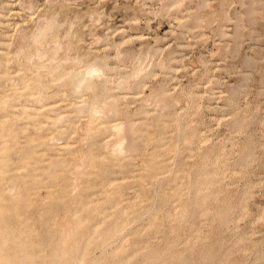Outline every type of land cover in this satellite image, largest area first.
Returning <instances> with one entry per match:
<instances>
[{
    "label": "rangeland",
    "instance_id": "obj_1",
    "mask_svg": "<svg viewBox=\"0 0 264 264\" xmlns=\"http://www.w3.org/2000/svg\"><path fill=\"white\" fill-rule=\"evenodd\" d=\"M178 1L180 4L173 6V0H0V15L3 17H0V53H3L0 55V71L4 76L0 79V90L3 96L12 91L9 81L16 85L32 73L30 64L28 66L11 58L21 53L23 30L29 33L36 29L42 19L57 16L59 23L65 26L61 28L65 33L62 34L61 29L56 33L61 45L59 58L70 59L67 61L69 64L65 62L57 70L61 68L66 72L73 65L76 70H81L82 63L98 59L105 66L104 75L110 79L108 84L101 83L104 80L98 83L97 100L104 104L112 96L118 105L114 110L116 112H110L105 119L110 124L118 121L123 122L124 126L127 122L133 124L132 131H127V125L121 134L114 133L116 136L106 128L93 146L92 140L84 141V134H80L88 117H82L85 114H75L74 117L72 110L62 112L66 108L59 109L63 103L55 105L57 113L64 114L58 126L70 124L65 133L56 135V146L77 143L73 145L78 155L75 154L79 156L77 159L80 160L82 155L87 156L86 151L91 150L105 161L101 164L96 160L92 172L76 181L66 173H58L49 181L42 176L41 184L35 190L24 189L27 194H34L25 207L15 212L14 217L17 216L15 219L20 223L16 226L18 231L15 229L14 232L30 231L35 243L28 253L32 254L33 260L37 258L38 264H51L48 261L52 245L60 235H57L58 231L63 235L62 232H69L70 227L74 230L67 233L69 237L75 232L73 238L81 240L83 234L85 240V243L82 242L83 238L77 242L78 247L84 243L85 251L78 264H264V0ZM171 3L173 5L169 8ZM95 18L100 19L99 23L93 24ZM68 25H73L70 31L72 37L70 33L64 37L69 30ZM62 35L64 38H61ZM27 51L33 53L35 49L31 47L26 50L29 54ZM81 55L84 58L82 65L73 64L72 59ZM61 71L57 73L62 75ZM55 73L51 75L45 68L41 71L48 96H43L39 105L61 100L63 91L71 95L70 84L64 85V77L53 82L52 76L57 75ZM121 78L127 81L124 90L115 88L123 80ZM137 79L141 81L138 87L135 85ZM75 95L67 103L70 100L75 103L80 101L77 103L79 105L85 99L92 103L90 92H84L83 97ZM24 98L18 96L16 100L8 102L6 108L0 109V119L16 110L14 104L17 101L26 102ZM152 121L158 124L151 125ZM6 123L18 132L24 124L22 120L13 122V119ZM74 129L78 134L72 133ZM52 130L54 132L55 128ZM190 132H193V136ZM110 137L113 139L105 150L103 141ZM19 142L20 147L25 146L22 135ZM120 143L122 151L118 148ZM81 144L84 145L82 148ZM191 144L194 146L191 147ZM60 152L62 154L59 156L65 162L62 164L67 163V167H72L74 158L67 152ZM79 152H82L81 156ZM59 156H52V162H59ZM7 157L15 161H18V157L25 160L27 154L25 149L24 153L17 154L9 151ZM90 162H87V166L91 165ZM147 164L155 166L152 169ZM47 165L43 161L37 163L39 167ZM60 168V165L54 166V169ZM87 169H82V172ZM214 171L217 172L216 178ZM20 173V177L9 184L12 187L11 183L15 181L16 186L12 187L14 193L23 191L25 182H31V178H23L26 175L23 171ZM45 180L49 186L45 185ZM109 180H115L116 191L110 189L103 194L102 188ZM73 181L76 185L77 181L78 185H82L78 186L77 194H74L77 186ZM48 187L54 191L49 199ZM70 188L74 190L75 200L71 198ZM38 193L42 194L40 200ZM16 198L12 201L15 202ZM42 199L44 203L46 201L45 204L41 202ZM71 200L72 205H69ZM12 201L5 203L11 205L14 203ZM74 202L78 203L76 209L72 207ZM91 202H94L93 207ZM99 203L98 211L94 209L96 216L92 219L87 213L86 217L87 209L95 208ZM66 208L64 215L68 212L70 220L69 215H63ZM68 208H73L70 210L72 214ZM91 212L90 215L95 214L93 210ZM181 212L187 216H181ZM25 216L31 217L30 221L23 219ZM39 216H43L40 217L43 220ZM72 217L75 223L71 221ZM63 218L71 224L65 225L67 223ZM78 218L82 220L81 223H77ZM58 219L65 223L63 227L69 226L66 228L68 231H64ZM117 219L124 221L126 227L119 231L121 233L112 234L111 238L106 236L109 242L101 246V235L112 232ZM103 221L106 223L103 224ZM109 222H113V226ZM57 225L62 229L59 226L56 228Z\"/></svg>",
    "mask_w": 264,
    "mask_h": 264
},
{
    "label": "bare ground",
    "instance_id": "obj_2",
    "mask_svg": "<svg viewBox=\"0 0 264 264\" xmlns=\"http://www.w3.org/2000/svg\"><path fill=\"white\" fill-rule=\"evenodd\" d=\"M23 3V2H22ZM175 3V5H173ZM3 4V3H2ZM173 4L171 3V5L169 6V8L170 7H172V5L173 6H176L177 4H180L179 3V1L178 0H173ZM25 5V4H24ZM144 5V4H143ZM29 7V6H28ZM27 7V8H28ZM31 7V6H30ZM165 7V6H164ZM21 8H23V5L21 6ZM32 10V9H31ZM9 12V11H8ZM31 14V13H30ZM98 15H100V14H98ZM54 16V15H53ZM101 16V15H100ZM0 17L3 19V17H2V15H0ZM55 17V16H54ZM54 17H52V18H44V19H42L41 20V23H40V20H39V25H37V27H36V29H33V30H35L34 32H30L29 30V33H27V31L25 30H23V32L21 33L22 35H21V37H20V39H21V42L20 43H22V45H23V47L20 49V52L21 53H19V55H15V57H12L11 56V58H14V61H16V62H23V63H26V64H28V66H29V64L31 65L30 66V70L32 71V73H30V74H28V76H26V80H23V81H19L20 83H17V81H16V85L14 84V85H12L14 82L11 80V81H9V84L12 86V88H11V92H10V94L9 95H5V96H3V91L2 90H0V109L2 110V109H4V108H6V106H8V102H10V101H12V100H16V98L18 97V96H21V97H23V96H25V100H26V102H20V101H17L16 102V104H14V108L16 109H14L15 111H11V112H9V113H7L6 115H4L3 116V118H1L0 119V264H38L37 263V258L36 259H34L33 260V256H32V254L31 255H29V248L31 247V246H33V244L35 243V241H34V239H32L31 238V236H30V231H28V232H24V233H21V232H18V233H16L18 230L16 229V226L18 225V223H20L18 220H16L15 218H17V216H15L14 217V214H15V212L18 210V209H20V208H22V207H25L26 206V204H27V202H28V200H29V198H30V196L32 195V194H34V193H30V194H27V192L26 191H24V189L25 190H31V189H33V190H35L36 188H37V185L38 184H41V177L42 176H45L46 178H47V181H49V180H51V179H53L54 177H56L57 176V174L58 173H66V174H68L69 176H71V178H73V180L74 181H76V179L78 180V179H80V177L81 176H83V175H89L91 172H92V168H94V166H96V165H93V164H96V163H94V162H96V160H99L100 162H98V163H101L102 164V162H103V160L105 161V159H103V158H101L100 159V156L98 157V156H95L94 155V153L90 150L89 152L88 151H86V155L87 156H83L82 155V157L80 158V160L79 159H77L79 156H77L78 155V153L76 152V149H73L74 147H73V145H76V144H64V145H61V146H56V144L54 143V141H55V139L57 138L56 137V135L57 134H61V133H65L67 130H66V128H68V126L70 125V124H64V125H62V124H60L61 126L59 127L58 126V124L59 123H61L62 121H63V119H64V117L62 116V115H64V114H62V112H67V111H69V110H72L73 112H75L74 113V117H75V114H76V116H79V114H85V116L83 115L82 117H88L86 120L87 121H85L84 123H85V125L83 126V128H82V131H81V133L80 134H84V141H86V139H90V140H92V144L91 145H93L94 146V142L97 140V138H99V136H101L102 134V132H104V130L107 128L108 129V131H109V129H111L112 131H113V134L115 133V134H121L122 133V131L124 130V128H127V125H128V127H129V129H127V131L129 130V131H132V127H133V124H131L130 122H129V124H128V122L127 121H129V120H127L126 122H127V125H125L124 126V124H123V122L121 123V122H117L116 124H114V123H112V124H110L106 119L108 118V116H107V114H109L110 115V112H113V113H115L114 112V110L116 109V107L118 106L117 105V103H116V99H114V97H112V96H110V98H109V100L108 99H106L105 101H104V104H102V103H99L98 102V100H97V98H98V95L96 94V91H97V88H99V86H98V83L99 82H101L102 80H104V81H102L101 83H103V84H108V80L110 79L109 77V79H107L106 78V76L104 75L105 73H104V71H105V66H103V65H101L100 63H99V61H98V59H95V60H92V62H87L86 64L85 63H82V64H84V65H82L81 64V61H82V59H84L83 57H82V55L79 57H75V58H73L72 59V62H73V64H77V65H79V64H81L82 66L80 67V69L81 70H76L75 68H73L75 65H73V67H72V69H70L69 71H61L62 69L60 68L59 70H57V68H59L60 66L62 67V64H64L65 62H67V61H70V59H68V58H59L60 57V55H59V52H60V50H61V45H60V41L58 42V40H60V38L58 39V36L56 35V33L57 32H60L59 30L63 27V24H61V22L59 23V20L57 19V16H56V18H54ZM93 17H94V15H93ZM92 16H91V18H93ZM97 18H98V16H97ZM99 18H101V17H99ZM96 19V18H95ZM99 21H100V19H96V20H94V22H93V24H95V22H97V23H99ZM68 22V21H67ZM0 23H2L1 21H0ZM65 23V22H64ZM96 23V24H97ZM37 24V23H36ZM66 24V23H65ZM16 25H18V24H16ZM15 25V26H16ZM73 26V25H72ZM70 27V25H68V31L66 32V34H64V37H65V35L67 36L69 33H70V31H71V28H73V27ZM65 27V26H64ZM63 27V28H64ZM62 30V29H61ZM20 31H21V29H20ZM66 31V30H65ZM74 31V30H73ZM63 30H62V34H63ZM65 33V32H64ZM76 33V32H75ZM74 33V35H76ZM105 33H108V32H105ZM60 34V33H59ZM71 34V33H70ZM71 37H72V34L70 35ZM63 37V35H62V37L61 38H64ZM70 37V38H71ZM105 37V36H104ZM141 37V36H140ZM74 38V37H73ZM73 38H71V39H73ZM145 38V37H144ZM2 39H6V38H2ZM75 39V38H74ZM73 39V40H74ZM159 39V38H158ZM104 40V39H103ZM70 41V40H69ZM105 41V40H104ZM159 40H157V42H158ZM62 42V41H61ZM71 42V41H70ZM70 42H69V44H70ZM99 43H100V39H99ZM101 44V43H100ZM71 45V44H70ZM31 47H34V49H35V51H33V53H30V51H27L29 54H27L26 53V50H29ZM70 48H71V46H70ZM116 49V48H115ZM68 50H70V49H68ZM155 51V50H154ZM153 51V52H154ZM18 52V51H17ZM87 52V51H86ZM3 53H0V55H2ZM20 54H21V56H20ZM154 55V54H153ZM152 55V56H153ZM150 56V55H149ZM2 57V56H1ZM0 57V58H1ZM111 57V56H110ZM117 58V57H116ZM119 58V57H118ZM147 58V57H146ZM2 59V58H1ZM89 59V58H88ZM141 59V58H140ZM158 59V58H157ZM10 60V59H9ZM11 60H13V59H11ZM144 60V59H143ZM149 60H153V59H149ZM7 61H8V59H7ZM13 61V62H14ZM142 61V60H141ZM140 61V62H141ZM150 62V61H149ZM68 63V62H67ZM143 63V62H142ZM154 63V62H153ZM44 64H46V66L44 65ZM69 64V63H68ZM70 64H72V63H70ZM161 64V63H160ZM2 65V61H0V66ZM54 65V66H53ZM141 65V64H140ZM64 66V65H63ZM161 66V65H160ZM164 66V65H163ZM162 66V68H164ZM137 67H139V66H137ZM44 68H45V71H47L49 74H51L52 75V73L54 74V72H58V71H61V74L62 75H59L58 73H60V72H58L57 73V75L56 76H52L53 78H52V80H53V82H54V80H62L63 79V77H64V85L66 84V83H69L70 84V90H69V92L71 93V95H66V93L63 91L62 92V99L61 100H59V101H56L54 104L53 103H51V102H49L48 104H42V105H39L38 104V102H40V100L41 99H44V97L45 96H48V94H47V92L44 90V88H45V84L44 83H42V76H41V71H43L44 70ZM142 68V67H141ZM43 69V70H42ZM138 69V68H137ZM28 70H29V68H28ZM67 70V69H66ZM138 70H140V69H138ZM144 70V69H143ZM175 71V70H174ZM136 72H138V71H136ZM136 72H133V73H136ZM148 72V71H147ZM55 73V74H56ZM107 73V72H106ZM3 74V71H0V79L1 78H4V76L2 75ZM144 74H145V72H144ZM144 74H143V76H144ZM147 74V73H146ZM133 75V74H132ZM137 75V74H136ZM58 76V77H57ZM131 76V75H130ZM140 76V75H139ZM145 76H147V75H145ZM125 77V76H124ZM128 77V76H127ZM127 77H126V79H127ZM130 78H132V76L130 77ZM141 78V77H140ZM121 79H123V78H121ZM129 79V78H128ZM136 79V78H135ZM142 79H144V78H142ZM146 79V78H145ZM138 80V79H137ZM137 80H135L136 82H135V85H136V87H138L137 85L138 84H140V82L141 81H139L138 83H137ZM112 81V80H111ZM129 81V80H128ZM62 82V83H63ZM12 83V84H11ZM100 83V84H101ZM127 83V81L125 80V79H123V80H120V83H117V87H115V88H120V90L121 89H125V85H127L126 84ZM137 83V84H136ZM18 84H20V85H18ZM57 85V84H56ZM62 85V84H61ZM63 85V86H64ZM67 86V85H66ZM65 86V87H66ZM106 86V85H105ZM114 86V85H113ZM135 87V88H136ZM140 87V86H139ZM142 87V86H141ZM145 87V86H144ZM162 87V86H161ZM105 89L109 92H112L111 91V89H109V88H107V87H105ZM128 89V88H127ZM161 89V88H160ZM116 90H118V89H116ZM129 90V89H128ZM134 90V89H133ZM127 91V90H126ZM130 91V90H129ZM135 91V90H134ZM67 92V91H66ZM84 92H90L91 93V95L93 96L91 99H92V103H88L87 101H85V100H83V104H79V105H77V103H79V102H77V103H75L73 100H70V102H68L67 103V101L69 100V99H71V98H73V95L74 96H76L75 94H79L80 96L79 97H83V94H84ZM98 92V91H97ZM18 93L20 94V95H18ZM126 93V92H125ZM129 93H131V92H129ZM134 93V92H133ZM166 93V92H165ZM45 94V95H44ZM136 94V93H135ZM141 94V93H140ZM10 95H13V97H12V99L11 98H9V96ZM90 95V94H89ZM131 95V94H130ZM44 96V97H43ZM102 96V95H101ZM133 96V95H132ZM141 96V95H140ZM156 96V95H155ZM103 97V96H102ZM131 97V96H130ZM138 97H139V95H138ZM148 97V96H147ZM188 97H191V96H188ZM134 98V97H133ZM153 98V97H152ZM75 99V98H74ZM124 99H125V97H124ZM145 99V98H144ZM144 99H142L143 101H145ZM77 100H79V99H77ZM147 100H149V99H147ZM151 100V99H150ZM153 100V99H152ZM151 100V101H152ZM101 101H103L102 99H101ZM31 102V103H30ZM125 102V101H124ZM147 102V101H146ZM160 102V101H159ZM61 103H63L62 104V106H60V108L59 109H65L66 108V110H63L61 113H57V110L56 109H54V107H55V105L56 106H58V105H60ZM99 103V104H98ZM144 103V102H143ZM174 103V102H173ZM102 105V106H98V105ZM160 106V105H159ZM127 107V106H126ZM165 107V106H164ZM158 108V107H157ZM130 109V108H129ZM138 109V108H137ZM168 110V109H167ZM72 112V113H73ZM122 112V111H121ZM102 113H104L103 114V116H102ZM123 113H125V112H123ZM112 114V113H111ZM127 114V113H126ZM114 115H116V114H114ZM114 115H113V117H114ZM142 115H144V114H142ZM160 116V115H159ZM158 116V117H159ZM112 117V116H111ZM163 117V116H162ZM106 118V119H105ZM160 118V117H159ZM165 118V117H164ZM13 119V122H15L16 120L18 121V120H22L23 122H24V124H23V127H22V129H21V131L20 132H18V130L17 129H15V128H13V126L12 125H9V124H7L6 122L8 121H10L11 122V120ZM85 119V118H84ZM102 119V121L100 122V121H98L97 122V120H101ZM161 119V118H160ZM163 119V118H162ZM155 120V119H154ZM153 120V121H154ZM157 120V119H156ZM153 121L152 122H150L151 123V125L152 124H154L153 123ZM158 121V120H157ZM157 121H156V123L154 124L155 126L158 124L157 123ZM160 121V120H159ZM131 122H132V120H131ZM136 122V121H135ZM96 123H98V124H96ZM110 124V125H109ZM160 124V123H159ZM53 128H55V131L54 132H51V130L53 129ZM79 130V129H78ZM111 130L109 131V133L111 132ZM153 130V129H152ZM53 131V130H52ZM128 131V132H129ZM28 132H30V133H28ZM72 133H77L78 134V131H77V129H74L73 131H72ZM134 133V132H133ZM132 133V135H135V134H133ZM191 134L193 133V132H190ZM101 134V135H100ZM104 134V133H103ZM107 134V133H106ZM113 134H111V136L113 135ZM114 134V135H115ZM131 134V133H130ZM189 134V133H188ZM196 133H194V135H195ZM22 135V137H24L25 138V146H23L22 145V147H20V145H19V137ZM105 135V134H104ZM31 136H34V137H31ZM83 136V135H82ZM103 136V135H102ZM116 136V135H115ZM130 136V135H129ZM186 135H184V137H185ZM191 136H193V134L191 135ZM196 136V135H195ZM195 136L193 137V139H195ZM60 137V136H59ZM121 137H125V136H121ZM189 137H190V134H189ZM127 138H128V136H127ZM187 138V137H186ZM109 139V140H108ZM107 139V141H103L104 142V144H102V147H103V149H104V147H105V150H106V148L108 147V144L109 143H111V139H113V137H110V138H108ZM125 139H126V137H125ZM133 139V138H132ZM131 139V140H132ZM188 139V138H187ZM186 139V140H187ZM82 140V143L84 142ZM111 140V141H110ZM124 140V139H123ZM190 140V139H189ZM102 141V140H101ZM110 141V142H109ZM126 141V140H125ZM154 141V140H153ZM204 141V140H203ZM190 142H191V140H190ZM190 142H189V144H190ZM193 142H195L194 140H193ZM85 143V142H84ZM83 143V144H84ZM158 143V142H157ZM187 143V142H186ZM185 143V144H186ZM192 143V142H191ZM98 144H100V142L98 143ZM82 145V144H81ZM85 145V144H84ZM84 145H82L81 146V148L84 146ZM130 145V144H129ZM157 145V144H156ZM187 145V144H186ZM80 146V145H79ZM87 146V145H86ZM113 146H115V145H113ZM119 146V147H118ZM117 147L119 148V150L120 151H122L123 150V148L121 147L122 146V144L120 143L119 145H118ZM124 146V145H123ZM188 146V145H187ZM192 146H194L193 144H191V147ZM88 147H90V146H88ZM100 147V146H99ZM125 147V146H124ZM127 147V146H126ZM125 147V148H126ZM129 148H130V146H128ZM161 147V146H160ZM190 147V146H189ZM199 147V146H198ZM25 149V151H26V154H27V157H25L24 159L25 160H20V157H18V158H16V159H18V161H15V159L14 158H9V157H7V153L9 152V151H12V152H15L16 154H17V152H20V153H24V149ZM78 148V147H77ZM81 148H79V151H81ZM86 148V147H85ZM93 148H95V147H93ZM156 148V147H155ZM174 149V148H173ZM83 150V149H82ZM86 150V149H85ZM129 151H130V149H128ZM163 150V149H162ZM170 150V149H169ZM175 150V149H174ZM60 151H63V152H67L68 154H70L71 155V158H74L72 161H74L73 163H75L72 167H71V165H70V167H67V163L66 164H62V163H65L64 162V160L62 159V157H60L59 155H61L62 153L60 152ZM104 151V150H103ZM127 151V150H126ZM128 151V152H129ZM90 152H92V153H90ZM165 152H166V150H165ZM75 153H77V155L75 154ZM81 153L82 152H79V155L81 156ZM88 153V154H87ZM121 153V152H120ZM125 153V152H124ZM168 153V152H167ZM84 154V153H83ZM84 154V155H85ZM130 154V153H129ZM128 154V155H129ZM59 156V158H58V161L59 162H52V156ZM124 155V154H123ZM77 156V157H76ZM102 156V155H101ZM52 157V158H51ZM76 158V159H75ZM88 158H90V161H91V158H95V160L93 161V159H92V161L90 162V161H88ZM114 158H115V156H114ZM210 158V157H209ZM216 158H218V157H216ZM110 159V158H109ZM151 159V158H150ZM78 160H79V162H78ZM87 160V161H86ZM119 160V159H118ZM121 160V159H120ZM119 160V161H120ZM40 161H43V162H45V163H48V165L47 166H41V167H39V166H37V163L38 162H40ZM76 161L78 162V163H76ZM87 162H90L91 163V165L90 166H87L89 163H87ZM93 162V163H92ZM162 162V161H161ZM87 163V164H86ZM106 163V162H105ZM108 163H111V162H108ZM124 163H126V162H124ZM163 163V162H162ZM215 163H216V161H215ZM100 164V165H101ZM113 164H115V163H113ZM118 164V163H117ZM142 164V163H141ZM155 164V163H154ZM16 165V166H15ZM56 165H60L61 166V168L59 169V170H57V169H54V166H56ZM122 165V164H121ZM153 165V164H152ZM163 165V164H162ZM220 165V164H219ZM218 165V166H219ZM123 166H125V165H123ZM146 166V165H145ZM147 166H150V167H152V169H153V166H155V165H153V166H151V164H147ZM217 166V167H218ZM163 167V166H162ZM86 168H88L87 169V171H84V172H82V169H86ZM149 168V167H148ZM154 168H156V167H154ZM163 169V168H162ZM213 169H215V168H213ZM212 169V170H213ZM148 170V169H147ZM21 171H23L26 175L25 176H23V178H25V177H29V178H31V182L28 184V183H26L25 182V184H23V191H20V192H15L14 193V189H12V187L13 186H16V185H14L15 184V181L17 180V178L18 177H20V175H21ZM94 171V170H93ZM149 171L150 172H152L151 171V169H149ZM208 171V170H207ZM217 171V170H216ZM218 171H219V169H218ZM221 171H223V170H221ZM213 172V171H212ZM215 172V171H214ZM224 172V171H223ZM216 173L217 172H215V178H216ZM149 174V173H148ZM155 176H157V175H155ZM154 176V177H155ZM219 176H221L220 175V173H219ZM202 177V176H201ZM212 177V176H211ZM16 179V180H15ZM49 179V180H48ZM12 180H15V181H13L14 183H11V184H13V186L11 187V185H9L10 184V182L12 181ZM124 180H126V179H124ZM219 180V179H218ZM221 180V179H220ZM46 181V180H45ZM44 181V182H45ZM45 182L46 184V186H47V184H48V182ZM72 181V180H71ZM73 181V182H74ZM115 180H109L107 183H105V185H104V187L102 188L103 190H102V193L103 194H107L109 191H111L110 189H113V191H116V190H114V188H115V186H117V184H115V182H114ZM203 181H204V178H203ZM205 182H206V180H205ZM208 182V181H207ZM206 182V185L208 184ZM211 182V181H210ZM209 182V183H210ZM214 182H215V180H214ZM217 182V181H216ZM76 182H74V184H75ZM78 183H79V181H77V187L76 188H78V186H82V185H78ZM18 184V183H17ZM71 184H72V182H71ZM104 184V183H103ZM212 184H215V183H212ZM211 184V185H212ZM217 184H220V183H218L217 182ZM44 185V186H45ZM52 185V184H51ZM50 185V186H51ZM73 185V184H72ZM209 185V184H208ZM216 185V184H215ZM43 186V185H42ZM48 186H49V184H48ZM204 186V185H203ZM69 187H71V186H69ZM73 188H74V185L72 186ZM85 187V186H84ZM49 188V187H48ZM73 188L71 189V190H73ZM74 189V190H76L77 192H75L74 194H77L78 193V190H79V188L78 189ZM43 189V188H42ZM45 189V188H44ZM51 188H49V189H47V190H50ZM53 189V188H52ZM14 190V191H13ZM38 190V189H37ZM66 190H67V188H66ZM69 191V192H74V190L73 191ZM83 190V189H82ZM85 190V189H84ZM142 190V189H141ZM81 191V190H80ZM39 192V191H38ZM41 193V192H40ZM45 193H47V191L45 192ZM68 193V192H67ZM117 193V192H116ZM199 193H201V192H199ZM15 194H17V195H15ZM52 194H54V191L53 190H50V191H48V199H49V195H52ZM113 194H115V193H113ZM15 196H17V198H16V203L14 202V201H12L13 199H14V197ZM42 195V194H41ZM41 195H39V193H38V197L40 196L41 197ZM44 195V194H43ZM204 195V194H203ZM206 195V194H205ZM210 195V194H209ZM47 196H46V198H45V200H47ZM67 196H68V194H67ZM69 196H71V194H69ZM76 196V195H75ZM74 196V197H75ZM78 196V195H77ZM113 196V195H112ZM38 197H36V199L35 200H37L38 199ZM40 197H39V199L38 200H40ZM45 197V196H44ZM44 197H43V199H44ZM73 197V193H72V196H71V198ZM73 197V199L75 200V198ZM190 197V196H189ZM207 196H205V198H206ZM209 197V196H208ZM207 197V198H208ZM70 197H69V200L71 199ZM79 198H80V196H79ZM43 199L41 200V202L42 203H44V201H43ZM72 199V200H73ZM76 199H78V197L76 198ZM12 201V202H14L13 204H11V205H9V203H5L6 201ZM72 200L71 201H69V203L70 202H72ZM73 200V201H74ZM190 200V198L188 199V201ZM192 200V199H191ZM207 200V199H206ZM78 201V200H77ZM76 201V202H77ZM96 201V200H95ZM98 201V200H97ZM100 201V200H99ZM108 201H109V199H108ZM11 202V203H12ZM191 202V201H190ZM189 202V203H190ZM41 203V204H42ZM45 203H46V201H45ZM44 203V204H45ZM86 203V202H85ZM90 203V202H89ZM92 203V202H91ZM94 203V202H93ZM93 203H92V207H93ZM108 203V202H107ZM191 203H193V202H191ZM78 204V203H77ZM75 202L73 203V206L72 207H75V205H77ZM87 204V203H86ZM187 204V203H186ZM186 204H185V206H186ZM69 205H72L71 203L69 204ZM85 205V204H84ZM98 205V208H96V206ZM96 206H95V208H91V207H89V209H87V210H89L88 212L86 211V214L88 213L89 214V216H92V219H93V217H94V215L96 216V213L94 212V209H96V211H98V209H99V205H100V203L99 204H97ZM102 205V204H101ZM106 205V204H105ZM190 205V204H189ZM67 207H68V205H67ZM103 207H104V205H103ZM114 207V206H113ZM113 207L111 208V209H113ZM187 207H188V205H187ZM190 207V206H189ZM191 207H193V206H191ZM70 208H71V206H70ZM70 208H68L69 210V213H70V210H72V209H70ZM77 207H75V209H76ZM78 208H79V205H78ZM101 208V207H100ZM118 208V207H117ZM80 209V208H79ZM187 208H185V210H186ZM90 210L92 211L93 210V212L95 213V214H93V215H90V214H92V212L91 213H89L90 212ZM115 210V209H114ZM191 210V209H190ZM65 211H67V208L64 210V213H63V215L65 214ZM83 211V210H82ZM119 211V210H118ZM186 211H189L188 209L186 210ZM184 212V213H187V212ZM227 211V210H226ZM76 212H78L77 210H76ZM111 212H113V211H111ZM115 212H117V211H115ZM123 212V211H122ZM183 212V211H182ZM181 212V216L184 214V213H182ZM230 212V211H229ZM84 213V212H83ZM98 213V212H97ZM125 212H123V214H124ZM226 213V212H225ZM43 214V213H42ZM41 213H40V215H42ZM70 214H72V213H70ZM88 214L86 215V217H88ZM114 214V213H113ZM224 214V213H223ZM66 215H69L68 214V212L66 213ZM66 215H64V216H66ZM84 215V214H83ZM83 215H81V217L83 216ZM98 215V214H97ZM110 215V214H109ZM184 215H186V214H184ZM183 215V216H184ZM227 215V214H226ZM85 216V215H84ZM187 216V215H186ZM12 217H14V221H13V223H12V226L10 225V222H11V219H12ZM40 217H43V216H39V218ZM63 217V216H62ZM109 217V216H108ZM21 218V217H20ZM29 218H31V217H29ZM29 218H26V216L23 218V219H29ZM67 218V219H66ZM66 218H63L64 220L66 219V220H68V216L66 217ZM116 217L114 216V219H115ZM117 218H118V216H117ZM121 218V217H120ZM120 218H118V219H120ZM183 218V217H182ZM41 220H43L42 218H40ZM83 219V218H82ZM86 219V218H85ZM118 219H117V221H115V225L116 226H114V229L112 230V232H110V233H105L106 231L104 230V233L105 234H103V235H101V238H102V240H101V244H99V247L101 248V246H103V244L104 245H106V243H108L109 242V238L108 239H105V237L107 236V237H110L112 234H115V233H118L120 230H122L123 228H125L126 227V225H125V222L124 221H122V222H120V220L118 221ZM54 220V219H53ZM59 221H61V223H62V220L61 219H58ZM65 220V222L67 223L68 221H66ZM69 220H70V215H69ZM72 220H74V218L72 217V219H71V221ZM78 220V222L77 223H81V221L82 220H80V218H78L77 219ZM104 220V219H103ZM29 221H30V219H29ZM58 221V222H59ZM26 222L27 223H29L27 220H26ZM58 222H57V224H58ZM74 223H75V220L73 221ZM104 222V221H103ZM102 222V223H103ZM111 222V221H110ZM109 222V223H110ZM33 223V222H32ZM106 222H104L103 224H105ZM25 224V223H24ZM55 224V223H54ZM65 223L63 222L61 225H62V227L63 226H65V225H68V224H71V222L70 223H67V224H65ZM111 224H113V222L112 223H110V225ZM76 225V224H75ZM110 225H109V227H110ZM58 226L59 225H57V226H55L56 228H58ZM71 226H73V225H71ZM89 226V225H88ZM111 226H113V225H111ZM125 226V227H124ZM18 227H20V225L18 226ZM36 227V226H35ZM55 227L53 226V228L55 229ZM62 227H60L59 226V228H61L62 229ZM69 228V226H66V227H63L64 228V231H65V229L66 228ZM75 227V226H74ZM108 227V226H107ZM107 227H105V228H107ZM108 227V228H109ZM22 228H23V226H22ZM45 228V227H44ZM52 228V229H53ZM112 228V227H111ZM15 229L17 230L16 232H14L15 231ZM60 229V232H62V230ZM104 229V228H103ZM103 229H101L102 231H103ZM129 229V228H128ZM29 230V229H28ZM36 230V229H35ZM67 230V229H66ZM72 230H74V229H72V227H70V231L69 232H67L68 234L72 231ZM76 230H77V228H76ZM75 230V231H76ZM91 230V229H90ZM90 230H88L89 232H90ZM19 231H20V229H19ZM37 231V230H36ZM36 231H35V234H37L36 233ZM68 231V230H67ZM92 231V230H91ZM98 231H99V229H98ZM33 232V231H32ZM66 232V231H65ZM64 232V233H65ZM63 232H62V234L63 235H61V233H59V231H58V234L57 235H59V237H58V240L56 239V242L52 245V254H51V257H50V259L48 258V256L46 257V258H48L49 259V261L48 262H50L51 264H78V263H80V261L82 260V257H83V255H84V253H85V251H84V248H83V246L82 245H84V238H83V234H82V238H83V240H82V238H81V240H82V242H84L82 245H81V247H78L77 246V242L80 240V239H78V241L75 239V238H73L72 237V235L73 234H75V232L74 233H72V235H71V237H69L70 235H68L67 233H65L66 234V236H65V234H64ZM93 233V232H92ZM92 233H90V234H92ZM119 233H121V232H119ZM99 234V233H98ZM122 234H124V233H122ZM33 235H34V233H33ZM68 235V236H67ZM85 235V234H84ZM36 236V235H35ZM117 236V235H116ZM115 236V237H116ZM122 236V235H121ZM84 237H86V236H84ZM95 238V237H94ZM111 238V237H110ZM120 238V237H119ZM118 239V238H117ZM81 240H80V242H81ZM113 241V240H112ZM117 241V240H116ZM92 242V241H91ZM94 242V241H93ZM110 242H111V240H110ZM118 242V241H117ZM95 243V242H94ZM112 243V242H111ZM96 245H97V243H95ZM113 244H114V242H113ZM112 244V245H113ZM101 245V246H100ZM109 245V244H108ZM39 246V245H38ZM38 246H37V248H38ZM46 246H47V244H46ZM109 246H111V244L109 245ZM35 247H36V244H35ZM104 247V246H103ZM102 247V248H103ZM34 248V247H33ZM51 248V247H50ZM101 248V249H102ZM41 248H39V250H40ZM90 250H91V248H90ZM101 253H103L102 251H101ZM109 253V252H108ZM37 255L39 256V253L38 254H36V257H37ZM99 256V255H98ZM91 258V257H90ZM90 258H88V259H90ZM91 259H93V258H91ZM90 259V260H91ZM44 260V259H43ZM93 261V260H92ZM164 261H166V260H164ZM48 262H46V263H48ZM117 262V261H116ZM39 263H41V260H40V262ZM86 263V262H85ZM96 263V262H95ZM124 263V262H123ZM41 264H43V263H41ZM86 264H88V263H86ZM90 264H92V263H90ZM94 264V263H93ZM109 264V263H108ZM119 264H122V263H119ZM158 264V263H157Z\"/></svg>",
    "mask_w": 264,
    "mask_h": 264
}]
</instances>
